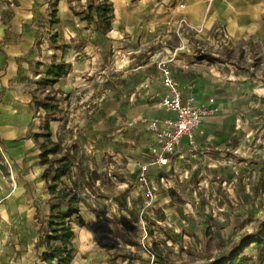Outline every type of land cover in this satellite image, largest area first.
<instances>
[{"label":"rangeland","instance_id":"rangeland-1","mask_svg":"<svg viewBox=\"0 0 264 264\" xmlns=\"http://www.w3.org/2000/svg\"><path fill=\"white\" fill-rule=\"evenodd\" d=\"M111 1L116 33L107 34L96 30L95 22L88 24L83 19L79 11L85 0H28L30 6L21 11L31 20L25 31L22 27L27 37L9 43H23L22 77L32 74L29 84L19 87L33 92L35 103L47 94L59 101L56 120L50 122L52 139L61 137L64 148L75 151L76 161L83 167L82 193L103 212L97 216L83 205L86 226L74 224L75 262L161 264L151 252L155 245L162 258L172 264L213 260L259 229L264 220V8L251 26L255 29L252 38L236 40L233 29L222 19V25L210 29L207 40L191 45L195 58L244 78L236 105L231 107L235 112L227 113L235 117L228 123L229 129L237 132L230 141L231 149L207 164L196 159L184 170L178 169L174 160L163 168L152 164L149 182L142 186L139 169L151 160L140 158L142 148L131 143L132 138L123 130L132 111H121L126 110L123 102L127 98L122 91L126 82L119 67L113 66V56L123 47L121 27L143 24L144 38L152 42L157 39L153 27L161 15L149 10L135 14L130 6L126 12L124 0ZM54 2L58 4L55 18ZM144 2L150 7L149 1ZM6 58H0L2 67ZM62 62L68 72L59 86L38 84L44 75L36 74ZM128 100L131 102L129 96ZM117 101L123 106L116 110ZM46 118L53 117L40 109L35 118L37 132ZM151 120L143 117L137 125ZM34 141L40 149L43 138L35 137ZM10 150L0 141V165L7 167V171L0 170V264H43L40 253L45 248L46 226L42 223L51 207L48 182L42 178L44 168L40 165L41 172L34 169L31 155L24 166L12 162ZM62 180L71 184L67 176ZM22 187L26 196L21 197L18 191ZM241 256L250 258L248 264H264V260L258 261L254 243Z\"/></svg>","mask_w":264,"mask_h":264},{"label":"crops","instance_id":"crops-1","mask_svg":"<svg viewBox=\"0 0 264 264\" xmlns=\"http://www.w3.org/2000/svg\"><path fill=\"white\" fill-rule=\"evenodd\" d=\"M27 1L0 0V58L3 55L7 57L4 67L0 61V141L3 148L14 151H9L12 162L17 161L24 166L29 160L27 156L31 155V166L41 172L40 150L34 145L37 132L35 118L40 114V109L33 101V92L19 87L29 84L32 74L27 73L26 78L22 77L24 66L20 60L23 54L20 48L23 43L21 46L9 44L12 39L27 37L22 27L24 25L25 31V25L31 22L30 16L21 14L22 9L26 10L25 7L30 6ZM144 1H149L150 7L145 6L148 2ZM124 4L126 12L127 6H130L134 7L135 14L149 10L151 14L161 15L153 27L157 39L152 42L144 38L143 24L121 27L120 44L123 47L116 50L113 56L116 65L113 66L119 67L120 76L126 82L122 89L127 98L123 102L126 110L121 111H132L133 118H129L123 127L125 135L132 138L131 143L136 142L142 148L138 151L142 154L140 158L151 160L150 149L156 144L155 136L147 123L142 126L137 124L142 122L143 117L151 120L173 116L160 106L164 88L157 63L162 59L171 66L179 82L184 104L192 99L194 104L206 105L209 98H215V110L195 131L194 142L190 143L187 137L182 139L178 153L172 158L175 166L184 170L188 164H195L196 159L201 164H207L212 161V157L223 158L232 147L230 141L234 134H237L228 126L235 117L227 113L235 112L231 107L236 105L237 93L244 78L235 73L233 76V72L229 75L223 71L224 68L217 69L214 63L206 59L195 58L191 45L196 41L207 40L210 29L222 25V19L225 25L233 29L236 40L252 38L255 29L251 26L261 14L264 0H124ZM183 21H186L188 28L183 25ZM108 32L116 33L112 27ZM172 44H176V48H171ZM179 50L188 54H179ZM117 53L120 54L116 58ZM41 75L44 74L35 76ZM62 78L55 87L60 85ZM123 104L117 101L116 110L121 109ZM22 190L19 188L18 194L21 191V197L26 196L23 187Z\"/></svg>","mask_w":264,"mask_h":264},{"label":"trees","instance_id":"trees-1","mask_svg":"<svg viewBox=\"0 0 264 264\" xmlns=\"http://www.w3.org/2000/svg\"><path fill=\"white\" fill-rule=\"evenodd\" d=\"M86 5L79 11L83 13V19L88 24H96V30L107 33L112 27L113 2L111 0H85ZM58 4L54 2L52 16L55 18L58 13ZM59 20L56 19L55 22ZM211 58L210 56H208ZM68 68L66 63H52L47 67L44 78L39 85H55L62 76L66 75ZM38 109H43L46 114L51 115L52 119H45L41 126V131L35 133L36 140L43 138L39 143V162L43 166V178L48 182L47 189L50 195L51 207L48 219L42 223L45 224L42 244L44 250L40 253V259L43 264H73L75 262L74 246L72 241L76 236L74 224L84 226L85 220L82 214L83 205L92 213L100 216L103 212L95 208L82 193L83 182L81 175L83 171L82 164L76 161V153L72 149L64 148L62 138L53 140L50 122L56 120L55 114L59 110V101L54 95L47 94L43 100L36 101ZM76 148V147H74ZM1 157V153H0ZM7 171V167L0 165V170ZM75 172L77 176L74 177ZM68 177L71 184L62 179ZM80 176V177H79ZM120 233V232H118ZM119 235V234H118ZM121 235V233H120ZM133 244V242H129ZM254 243L257 249L258 261L264 260V220L261 227L242 237L230 251L216 256L215 259H205L199 264H248L250 258L241 256L247 246ZM161 264H172L162 258L157 251L156 245L151 250ZM133 259V258H132ZM182 264H196L186 263Z\"/></svg>","mask_w":264,"mask_h":264},{"label":"built area","instance_id":"built-area-1","mask_svg":"<svg viewBox=\"0 0 264 264\" xmlns=\"http://www.w3.org/2000/svg\"><path fill=\"white\" fill-rule=\"evenodd\" d=\"M182 23L188 28L186 21ZM158 64L160 80L164 88L161 104L173 116L153 119L148 123L149 129L155 136L156 144L150 149L151 161L139 169L138 178L142 186L149 182L150 165L163 168L170 164L172 158L178 153L182 139L187 137L189 142L193 143L195 131L215 110L214 97L209 98L206 105L194 104L192 99L184 104L179 82L175 79L171 66L166 60H161Z\"/></svg>","mask_w":264,"mask_h":264}]
</instances>
